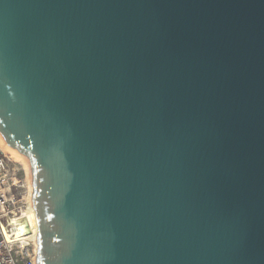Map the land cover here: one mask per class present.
<instances>
[{
  "label": "water",
  "instance_id": "obj_1",
  "mask_svg": "<svg viewBox=\"0 0 264 264\" xmlns=\"http://www.w3.org/2000/svg\"><path fill=\"white\" fill-rule=\"evenodd\" d=\"M0 139L36 264H264V0H0Z\"/></svg>",
  "mask_w": 264,
  "mask_h": 264
},
{
  "label": "built area",
  "instance_id": "obj_2",
  "mask_svg": "<svg viewBox=\"0 0 264 264\" xmlns=\"http://www.w3.org/2000/svg\"><path fill=\"white\" fill-rule=\"evenodd\" d=\"M32 210L25 169L0 149V264H36V237L27 223Z\"/></svg>",
  "mask_w": 264,
  "mask_h": 264
},
{
  "label": "bare ground",
  "instance_id": "obj_3",
  "mask_svg": "<svg viewBox=\"0 0 264 264\" xmlns=\"http://www.w3.org/2000/svg\"><path fill=\"white\" fill-rule=\"evenodd\" d=\"M0 149H1L3 152L5 151V153L9 154L8 151L5 150V149L2 147L1 139H0ZM10 153H11V152H10ZM10 156H12L11 158H13V159L15 160V162H18V163L23 164V165H24V166H23L24 169H25L26 172L28 173V171H27L26 161H25L22 157H20V156L17 155V154H14V153L10 154ZM27 173H26V174H27ZM28 181H29V179H28ZM27 223H28V226L30 227L31 233L36 237V233H35V216H34V211H33V210L28 214V221H27ZM35 237H34V238H35Z\"/></svg>",
  "mask_w": 264,
  "mask_h": 264
},
{
  "label": "rangeland",
  "instance_id": "obj_4",
  "mask_svg": "<svg viewBox=\"0 0 264 264\" xmlns=\"http://www.w3.org/2000/svg\"><path fill=\"white\" fill-rule=\"evenodd\" d=\"M5 152V151H4ZM8 153H9V155L10 154H12V153H10L9 151H8ZM10 157H12V156H10ZM13 159V158H12ZM14 160V159H13ZM15 161V160H14ZM19 164H21V163H19ZM22 166H24L23 164H21ZM24 168V167H23ZM26 171V170H25ZM27 173V172H26ZM27 181H28V173H27ZM29 182V181H28Z\"/></svg>",
  "mask_w": 264,
  "mask_h": 264
}]
</instances>
